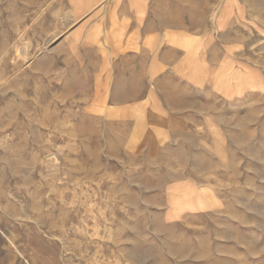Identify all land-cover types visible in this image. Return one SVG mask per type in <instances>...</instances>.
I'll return each instance as SVG.
<instances>
[{"label":"rangeland","instance_id":"obj_1","mask_svg":"<svg viewBox=\"0 0 264 264\" xmlns=\"http://www.w3.org/2000/svg\"><path fill=\"white\" fill-rule=\"evenodd\" d=\"M17 39L0 264H264V0H0Z\"/></svg>","mask_w":264,"mask_h":264},{"label":"bare ground","instance_id":"obj_2","mask_svg":"<svg viewBox=\"0 0 264 264\" xmlns=\"http://www.w3.org/2000/svg\"><path fill=\"white\" fill-rule=\"evenodd\" d=\"M70 1L75 3L77 10L83 7H87L88 10L96 9L97 7H100V6L105 7L107 3L110 2V0H70ZM66 19L68 21L66 27H73L77 24L79 17L76 15L73 9V11L68 13V16ZM63 33L64 31H57V30L53 31L50 34V37L46 39L45 44L41 47L42 50L47 51L49 49L48 45L55 42ZM25 35L26 33H22V34H19V37L23 38ZM30 48H31V43L29 41L25 42L23 46H20L19 39H17L13 43V45H6L5 47H3V49L0 50V62L7 58L12 57V55H15L18 58H23L25 62L28 63L32 60L33 57L36 56L35 54L31 56Z\"/></svg>","mask_w":264,"mask_h":264}]
</instances>
